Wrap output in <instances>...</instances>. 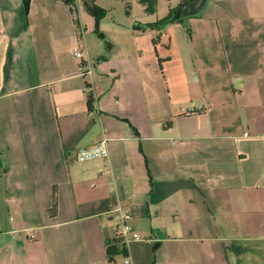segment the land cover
Listing matches in <instances>:
<instances>
[{
  "label": "crops",
  "instance_id": "crops-1",
  "mask_svg": "<svg viewBox=\"0 0 264 264\" xmlns=\"http://www.w3.org/2000/svg\"><path fill=\"white\" fill-rule=\"evenodd\" d=\"M73 1L0 0V264H110L117 204L132 264H264V0L104 40Z\"/></svg>",
  "mask_w": 264,
  "mask_h": 264
},
{
  "label": "rangeland",
  "instance_id": "rangeland-1",
  "mask_svg": "<svg viewBox=\"0 0 264 264\" xmlns=\"http://www.w3.org/2000/svg\"><path fill=\"white\" fill-rule=\"evenodd\" d=\"M176 4L177 0H157L156 13L148 15L144 12L143 7L137 2V0H94V5L105 11V15L99 20V32L101 33L102 31L111 32L115 29L121 31V28L122 31H124L125 28L131 26V23L133 26L132 28H137L138 22L141 20H163L169 15L170 8L176 6ZM79 6L82 11L83 24L85 26L88 25V28L84 33V38L87 39L90 37L94 40L96 39V35L93 33L95 30L96 18L83 6V4H80ZM117 24H122V26L118 27ZM178 29L179 32L176 34L177 38L186 33V29L183 27ZM170 32L171 31L168 33ZM118 261H120V258H118Z\"/></svg>",
  "mask_w": 264,
  "mask_h": 264
},
{
  "label": "built area",
  "instance_id": "built-area-1",
  "mask_svg": "<svg viewBox=\"0 0 264 264\" xmlns=\"http://www.w3.org/2000/svg\"><path fill=\"white\" fill-rule=\"evenodd\" d=\"M74 55L76 58L82 59L80 70L86 73H90V67L88 63L83 59V53L79 49H76ZM106 143L107 139L103 138L98 144L93 147L79 149L76 153L77 161L88 162L96 159L106 158L108 156ZM112 211L116 213L117 221L119 224L115 232L114 239L118 240L126 251V255L122 256L123 264H132L127 255L128 246L132 241H143L144 238L132 231L129 225L131 216L128 210L121 208L117 204L113 207ZM110 264H115V262H110Z\"/></svg>",
  "mask_w": 264,
  "mask_h": 264
},
{
  "label": "trees",
  "instance_id": "trees-1",
  "mask_svg": "<svg viewBox=\"0 0 264 264\" xmlns=\"http://www.w3.org/2000/svg\"><path fill=\"white\" fill-rule=\"evenodd\" d=\"M30 0H24V8L27 10ZM67 4L72 5L73 0H65ZM87 10L92 13L96 18L95 30L94 33L101 40H104V36L99 32V20L105 15V11L97 8L94 5V0H85ZM137 2L143 7V10L148 15H153L156 13L157 8V0H137ZM169 22H180V14L179 8L171 9L170 13L163 20L157 21L152 25H148V27L160 29L161 26L166 25ZM156 40L154 39V43ZM92 96L91 93L88 94V103L91 104ZM56 209V201L55 197L53 199V205L51 208V213H53ZM107 255L110 262L114 260V258L118 256L126 255L125 248L119 243L118 240L113 239L111 242L107 244Z\"/></svg>",
  "mask_w": 264,
  "mask_h": 264
}]
</instances>
